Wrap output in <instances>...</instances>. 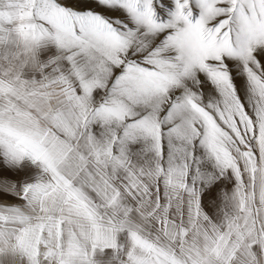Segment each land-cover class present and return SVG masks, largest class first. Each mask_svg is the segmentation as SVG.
I'll list each match as a JSON object with an SVG mask.
<instances>
[{"label":"snow or ice","instance_id":"6c2138e0","mask_svg":"<svg viewBox=\"0 0 264 264\" xmlns=\"http://www.w3.org/2000/svg\"><path fill=\"white\" fill-rule=\"evenodd\" d=\"M0 264H264V0H0Z\"/></svg>","mask_w":264,"mask_h":264}]
</instances>
